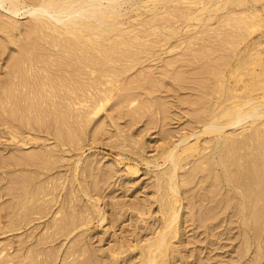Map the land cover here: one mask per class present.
Instances as JSON below:
<instances>
[{
	"label": "rangeland",
	"instance_id": "rangeland-1",
	"mask_svg": "<svg viewBox=\"0 0 264 264\" xmlns=\"http://www.w3.org/2000/svg\"><path fill=\"white\" fill-rule=\"evenodd\" d=\"M261 95L264 0H0V264H264Z\"/></svg>",
	"mask_w": 264,
	"mask_h": 264
},
{
	"label": "bare ground",
	"instance_id": "bare-ground-1",
	"mask_svg": "<svg viewBox=\"0 0 264 264\" xmlns=\"http://www.w3.org/2000/svg\"><path fill=\"white\" fill-rule=\"evenodd\" d=\"M6 28V27H5ZM7 29V28H6ZM253 63H254V61H253ZM250 76L253 78V76L254 75H251L250 74ZM247 77V76H246ZM256 77V76H255ZM259 77V76H258ZM243 78H245V76L243 77ZM248 78V77H247ZM252 78H250V79H252ZM257 78V77H256ZM246 79V78H245ZM224 79H222V81H223ZM241 79L239 78V81H240ZM255 80V79H254ZM253 81V80H252ZM251 82V81H250ZM253 82H255V81H253ZM252 82V83H253ZM222 85V84H221ZM253 87V86H252ZM255 87V86H254ZM256 88H258L259 89V86H257ZM223 90H224V87L222 88ZM222 89H220V91L222 90ZM229 89V88H228ZM230 89H231V87H230ZM50 90V89H49ZM255 90V89H254ZM260 90V89H259ZM231 92H232V94H233V89L232 90H230ZM258 91V90H257ZM50 91H48V93H49ZM52 92H54V91H52ZM223 93H224V91H222ZM231 92H230V94H231ZM252 92V91H251ZM228 93H229V91H228ZM253 93V92H252ZM52 94V93H51ZM222 94V93H221ZM220 93H219V95H218V97H221L220 95H221ZM225 94H227L226 92H225ZM231 94V95H232ZM256 94V93H255ZM255 94H253V95H255ZM260 94V93H259ZM50 95V94H49ZM55 95V94H54ZM231 95H229V96H231ZM241 95V94H240ZM248 95H252V94H249L248 93ZM51 96V95H50ZM222 96H223V94H222ZM233 97H232V100H233V98L235 99V97H234V95H232ZM241 96H244V95H241ZM258 96V95H257ZM262 96V95H261ZM70 97V96H69ZM218 97H217V99L216 100H218L217 102L219 103V104H221L220 102H221V99L222 98H224V97H222L221 99H218ZM226 97V96H225ZM236 97H237V95H236ZM255 97V96H254ZM264 96H262V98H263ZM51 98V97H50ZM50 98H48V99H50ZM227 98V97H226ZM239 98V97H238ZM238 98H236L237 100H239V99H242L241 97L238 99ZM244 98V97H243ZM245 98H246V96H245ZM251 99H252V96L250 97ZM261 98V97H260ZM54 99V98H53ZM66 98L64 97V100H65ZM68 99V98H67ZM255 99H257V97H255ZM51 100V99H50ZM55 100V99H54ZM69 100H71V98L69 99ZM220 100V101H219ZM247 100H248V98H247ZM250 100V99H249ZM252 100H254V99H252ZM259 100V99H258ZM53 101V100H52ZM222 101H223V99H222ZM230 100L228 99V101L227 102H229ZM233 101H235V100H233ZM239 101H241V100H239ZM244 101V100H243ZM251 101V100H250ZM249 101V102H250ZM263 101H264V99H263ZM54 102V101H53ZM67 102H69L68 100H67ZM71 102H72V100H71ZM226 102V99H225V101L222 103L223 105H224V103ZM245 103H246V100L244 101ZM243 102V103H244ZM253 102V101H252ZM261 101H259V103H260ZM47 102H45V104H46ZM50 103H52V102H50ZM230 103H231V101H230ZM234 103V102H233ZM241 102H239L238 104H240ZM258 103V104H259ZM262 103V102H261ZM260 103V106H258V107H255L254 105H255V103H254V105H252V106H254L253 108L250 106V110L249 111H244V113L242 112L243 111V109L245 108V105L242 107H240V106H238L239 107V109H235V110H237V112L236 113H233V111H230V108H229V111H227V112H225V111H223V112H225V114H223V116L224 117H227V120H225V119H222L223 121H226V123L225 124H219V122L221 123L222 121L220 120L219 122H218V124H217V122H214L216 119H217V121H218V118H217V114H215V116H216V119L215 120H213L212 122H213V124L211 123L210 125H206L205 127L206 128H204L205 129V133L206 134H213V133H221L222 131H224V130H226V129H228V128H230V127H235V126H240V125H242L243 123H245V122H248L249 120H252V121H254V120H257L258 121V119H261V118H263L264 117V112L263 113H259V111L261 110V108L260 107H264V105L263 104H261ZM42 104H44V103H42ZM53 104V103H52ZM72 104V103H71ZM218 104V105H219ZM228 104V103H227ZM237 104V105H238ZM257 104V103H256ZM51 105V104H50ZM54 105V104H53ZM223 105H220V106H223ZM225 105H226V103H225ZM230 105H232V103L230 104ZM229 105V106H230ZM242 105V104H241ZM217 106V105H216ZM227 106V105H226ZM225 106V107H226ZM228 106V107H229ZM236 106V105H235ZM235 106H232V107H235ZM246 106H247V104H246ZM41 107H43V106H41ZM225 107H222L223 108V110H224V108ZM44 108V107H43ZM218 108H219V106H218ZM247 108V107H246ZM39 109H40V106H39ZM46 109V108H45ZM226 109V108H225ZM249 109V108H248ZM227 110V109H226ZM245 110H247V109H245ZM43 111V110H42ZM216 111H217V107H216ZM216 111H215V109H214V113H216ZM221 111H222V109H221ZM220 111V112H221ZM223 112H221V114L223 113ZM41 113V112H40ZM43 114H44V112H43ZM43 114H41V115H43ZM220 114V113H219ZM213 115V114H212ZM219 116V115H218ZM46 118V117H45ZM213 118H215V117H213ZM64 120V119H63ZM42 122V121H41ZM61 122V121H60ZM65 122V121H64ZM254 122H256V121H254ZM39 124V123H38ZM204 131V130H203ZM70 133V132H69ZM204 132H202V134H203ZM71 135V134H70ZM201 135V134H200ZM216 138V137H215ZM217 138L218 139H221V136L218 134V136H217ZM185 139H187V138H185ZM185 141L186 140H182V141H180L181 143H180V145L181 144H184L185 143ZM180 145H177V146H180ZM177 146H176V148H177ZM183 146V145H182ZM176 148H174L175 149V151H176ZM187 150H189V149H187ZM175 151L173 150V152L172 153H168L167 154V157L169 158V159H172V160H170L171 162H173V153H175ZM25 157V156H24ZM31 157V156H30ZM166 157V158H167ZM26 158V157H25ZM32 158V157H31ZM23 159V158H22ZM28 159V158H27ZM35 159V158H34ZM33 160V159H32ZM31 160V161H32ZM168 160V159H167ZM21 161V160H20ZM26 161V160H25ZM35 162H36V160H34ZM29 162H30V160H29ZM20 163V162H19ZM35 164V163H34ZM173 165H175V163H172ZM171 164V165H172ZM221 164H223V163H221ZM220 164V165H221ZM24 165H26V164H24ZM32 165V164H31ZM30 165V163H28V166H31ZM223 165H225V162H224V164ZM222 165V166H223ZM21 166V165H20ZM225 167V166H224ZM255 178V177H254ZM264 180V179H263ZM257 181H259V180H257ZM256 182V181H255ZM257 185H259L258 184V182H257ZM257 185H255V188H256V186ZM248 186H250V184L248 185ZM263 188V191H264V186L262 187ZM172 190H175V189H173V187L171 188ZM259 189H261V188H258V190L256 189V191H254L253 193L255 194V192H259L260 190ZM246 190H249L248 188L246 189ZM250 190H252V188L250 189ZM249 190V191H250ZM254 190V189H253ZM252 190V191H253ZM262 190V189H261ZM252 191H250L249 193H252ZM252 193V194H253ZM262 193V192H261ZM263 194V193H262ZM255 195H258V193L257 194H255ZM85 197H87L86 195H85ZM261 197V196H260ZM166 200H168V198L166 199ZM175 201V200H174ZM169 202H171V200H169L168 201V204H169ZM173 202V201H172ZM176 202V201H175ZM174 203V202H173ZM172 203V204H173ZM24 205V204H23ZM170 205V207H171V203L169 204ZM22 207V206H21ZM24 207V206H23ZM21 208V209H24V208ZM165 208V207H164ZM168 208V207H167ZM169 209L170 208H168V210L167 211H169ZM171 209H175V204H174V208L172 207ZM166 211V212H167ZM171 211H174V210H171ZM98 212V211H97ZM175 212V211H174ZM173 212V213H174ZM100 213V212H99ZM98 213V214H99ZM163 214H164V212H163ZM162 214V215H163ZM167 214V213H166ZM166 214H164V215H166ZM170 214V213H169ZM169 214H168V216H169ZM170 215H173V214H170ZM174 215H175V213H174ZM173 215V216H174ZM172 216V217H173ZM171 217V216H170ZM166 218H167V215H166ZM171 220V219H170ZM56 239V238H55ZM58 239V238H57ZM164 241V240H163ZM163 241H162V243H163ZM47 244H49V243H47ZM51 244V243H50ZM49 244V245H50ZM81 247V246H80ZM74 248H75V246H74ZM78 248H79V245H78ZM70 249H72L73 250V248H70ZM69 249V250H70ZM79 249H81V248H79ZM83 249H85V248H83ZM82 249V250H83ZM157 249L158 248H156V249H152V247L150 246V248H148V250H150V252H148L147 254H148V257H150L149 258V261H148V263L147 264H153V262H154V259H156V256L154 255L155 253L154 252H157ZM68 250V251H69ZM75 251L76 252H78L76 249H75ZM79 251H81V250H79ZM67 252V251H66ZM83 252V251H82ZM84 252H85V250H84ZM83 252V253H84ZM60 253V252H59ZM71 253H74V252H72L71 251ZM71 253H69L70 254V257H71ZM78 253H80V252H78ZM83 253H82V255H83ZM75 254V253H74ZM73 254V255H74ZM81 254V253H80ZM86 254H87V252H86ZM149 254H150V256H149ZM53 255V254H52ZM77 255H79V254H77ZM84 255H85V253H84ZM65 256H66V254H65ZM64 256V257H65ZM80 256V255H79ZM53 257V259H54V257L55 256H52ZM67 257V256H66ZM74 257V256H73ZM75 257H76V255H75ZM80 257H82V256H80ZM44 258V257H43ZM48 258V257H47ZM86 258H87V256H86ZM45 259V258H44ZM73 259V258H72ZM71 259V260H72ZM47 260V259H46ZM55 260H56V258H55ZM66 260H68V257H67V259ZM78 260H79V257H78ZM78 260H73V261H75V262H77ZM50 261V260H49ZM65 261V260H64ZM69 261H70V258H69ZM47 262L48 261H46V264H47ZM44 263H45V261H44ZM73 263V262H72ZM50 264V263H49ZM53 264V263H52Z\"/></svg>",
	"mask_w": 264,
	"mask_h": 264
}]
</instances>
